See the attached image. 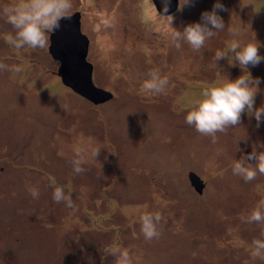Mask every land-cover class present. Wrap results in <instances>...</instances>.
Here are the masks:
<instances>
[{
	"label": "rangeland",
	"instance_id": "rangeland-1",
	"mask_svg": "<svg viewBox=\"0 0 264 264\" xmlns=\"http://www.w3.org/2000/svg\"><path fill=\"white\" fill-rule=\"evenodd\" d=\"M214 2L178 0L161 15L151 0H72L92 80L112 93L98 104L62 83L48 48L6 43L15 30L0 15V264H116L124 250L131 264H264L250 254L264 223L241 219L264 199V175L246 183L232 170L246 149L264 152V118L258 127L245 112L215 143L184 120L206 88L241 75L217 50L256 39L264 55V0H221L225 27L199 51L172 35ZM248 71L260 80L254 107L264 106V62ZM152 72L167 78L159 93L143 88ZM90 145L102 146L98 157ZM56 186L72 208L54 202ZM146 211L162 216L151 241L140 231Z\"/></svg>",
	"mask_w": 264,
	"mask_h": 264
},
{
	"label": "clouds",
	"instance_id": "clouds-1",
	"mask_svg": "<svg viewBox=\"0 0 264 264\" xmlns=\"http://www.w3.org/2000/svg\"><path fill=\"white\" fill-rule=\"evenodd\" d=\"M180 3L189 4L191 0H180ZM162 5L167 10L168 0H162ZM72 9V0H16L14 4L4 5L0 8V15L6 17L7 23L15 30L14 33L7 34L6 43L16 49L25 47L33 50L47 49L50 34L60 27L59 22L62 18L71 16ZM225 10V5L221 3V0H215L210 10L200 13L198 22L193 21L184 25L182 32L173 30L172 35L182 38L194 51H199L207 40L216 35L217 31L224 29L225 21L219 13ZM171 21L170 17L169 22ZM228 32L233 37H238L241 34L237 26L229 27ZM261 46L256 39L254 42L247 43L232 39L226 49L215 52L217 60L229 59L230 56L232 63L235 62L241 68V75L235 79L225 78L224 82L206 88L202 92L201 99L186 112L184 117L185 122L193 126L196 132L204 136H211L213 143L216 142L215 134L217 132H225L229 126L237 125L245 112L254 116L258 127L264 118V106L254 107L260 80L253 78L248 71L249 66L255 67L264 62V55H261L259 51ZM12 71L19 72L21 68L16 66ZM150 76L151 79L144 81L143 88L150 92H161L167 83V78H160L156 72L150 73ZM101 147L100 145H90L92 158L99 156ZM245 159L254 161V163L245 164L243 162ZM76 163L78 165L80 161ZM232 170L246 183L255 180L258 173L264 175V152L235 161ZM74 171L79 174L84 169L77 166ZM52 180L55 183V179L52 178ZM28 191L34 198L38 195L34 187L29 188ZM52 198L57 204L64 202L68 208L73 207L70 192L66 194L64 188L60 186L54 188ZM161 219V214L147 211L139 217L140 231L146 240L151 241L154 238H159L161 233L157 229V222ZM241 219L249 224L264 223V199H260L247 217H241ZM262 236H264V232H262ZM111 251L115 254L116 249ZM250 254L253 258L264 259V239L252 241ZM116 264H131L129 253L126 250L120 252Z\"/></svg>",
	"mask_w": 264,
	"mask_h": 264
},
{
	"label": "water",
	"instance_id": "water-1",
	"mask_svg": "<svg viewBox=\"0 0 264 264\" xmlns=\"http://www.w3.org/2000/svg\"><path fill=\"white\" fill-rule=\"evenodd\" d=\"M151 1L161 15L173 13L178 6V0H168V8L165 10L162 0ZM59 24L60 27L49 36L48 52L59 62L57 74L62 83L93 104L111 99L112 93L96 86L92 80L93 65L87 60L88 38L80 30V13L75 12L69 18H62ZM246 154L252 155V151L246 149ZM188 177L193 189L198 194L202 193V179L194 172H189Z\"/></svg>",
	"mask_w": 264,
	"mask_h": 264
},
{
	"label": "flooded vegetation",
	"instance_id": "flooded-vegetation-1",
	"mask_svg": "<svg viewBox=\"0 0 264 264\" xmlns=\"http://www.w3.org/2000/svg\"><path fill=\"white\" fill-rule=\"evenodd\" d=\"M203 191V190H202Z\"/></svg>",
	"mask_w": 264,
	"mask_h": 264
}]
</instances>
